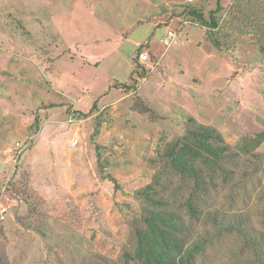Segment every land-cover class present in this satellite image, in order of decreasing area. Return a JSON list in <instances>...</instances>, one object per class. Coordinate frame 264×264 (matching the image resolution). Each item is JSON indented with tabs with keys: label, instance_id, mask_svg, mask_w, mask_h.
Wrapping results in <instances>:
<instances>
[{
	"label": "rangeland",
	"instance_id": "rangeland-1",
	"mask_svg": "<svg viewBox=\"0 0 264 264\" xmlns=\"http://www.w3.org/2000/svg\"><path fill=\"white\" fill-rule=\"evenodd\" d=\"M221 2L219 49L189 12L209 16L217 0H0L7 264H141L137 191L154 181L166 144L191 118L233 147L264 134V0ZM169 30L176 36L166 43ZM255 150L264 155V140ZM263 185L261 175L249 181L250 198L223 188L203 201L250 210L262 228ZM186 219L193 239L205 234L201 221ZM209 231L216 236L194 264H234L237 238Z\"/></svg>",
	"mask_w": 264,
	"mask_h": 264
},
{
	"label": "trees",
	"instance_id": "trees-1",
	"mask_svg": "<svg viewBox=\"0 0 264 264\" xmlns=\"http://www.w3.org/2000/svg\"><path fill=\"white\" fill-rule=\"evenodd\" d=\"M223 8L221 0H217V7L209 16L196 6L189 11L196 21L208 28L211 42L219 49L223 44L213 31L219 27L216 14ZM96 106L95 103L93 108ZM100 126L101 121L94 136ZM263 140L264 134L258 133L246 136L233 147L216 127L190 119L185 134L169 141L160 154L162 166L154 175V181L137 191L143 207L142 221L135 230L134 253L141 264H194L197 255L203 253L216 236V233L211 235L209 229L233 234L240 242L241 255L234 264H264V227L256 224L251 211L233 213L214 206L210 209L205 203L207 196H215L223 188H231L235 196L238 190L243 191L245 199L252 196L253 191H247L249 181L260 180L264 175V155L255 150ZM173 178L176 185L171 187ZM161 180L169 182V189L160 188ZM259 191L263 194L264 188ZM185 214L201 221L205 234L193 239ZM258 216L264 217V209H260ZM0 262H8L3 253Z\"/></svg>",
	"mask_w": 264,
	"mask_h": 264
},
{
	"label": "built area",
	"instance_id": "built-area-1",
	"mask_svg": "<svg viewBox=\"0 0 264 264\" xmlns=\"http://www.w3.org/2000/svg\"><path fill=\"white\" fill-rule=\"evenodd\" d=\"M175 36H176V34L174 33V31L169 30V31H168V35H167V37H166V39H165V42H166V43H170V41H171L172 39H174ZM148 59H149V54H148V53H143V54H142V61H146V60H148Z\"/></svg>",
	"mask_w": 264,
	"mask_h": 264
}]
</instances>
